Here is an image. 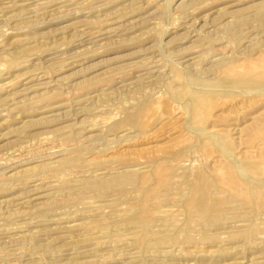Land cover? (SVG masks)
<instances>
[{
  "label": "rangeland",
  "instance_id": "rangeland-1",
  "mask_svg": "<svg viewBox=\"0 0 264 264\" xmlns=\"http://www.w3.org/2000/svg\"><path fill=\"white\" fill-rule=\"evenodd\" d=\"M0 264H264V0H0Z\"/></svg>",
  "mask_w": 264,
  "mask_h": 264
}]
</instances>
